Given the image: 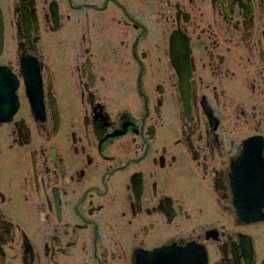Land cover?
Masks as SVG:
<instances>
[{
  "label": "flooded vegetation",
  "instance_id": "flooded-vegetation-1",
  "mask_svg": "<svg viewBox=\"0 0 264 264\" xmlns=\"http://www.w3.org/2000/svg\"><path fill=\"white\" fill-rule=\"evenodd\" d=\"M0 17V264L164 247L264 264V216L239 210L264 188L239 176L264 142V0H0Z\"/></svg>",
  "mask_w": 264,
  "mask_h": 264
},
{
  "label": "bare ground",
  "instance_id": "bare-ground-1",
  "mask_svg": "<svg viewBox=\"0 0 264 264\" xmlns=\"http://www.w3.org/2000/svg\"><path fill=\"white\" fill-rule=\"evenodd\" d=\"M0 25H1V17H0ZM0 28H1V26H0ZM181 43H183L182 40H181ZM178 44H180V42H178ZM181 45H183V44H181ZM185 50H186V52L189 51V49L186 47V49H184V50L182 49L181 51L179 50L177 53H180L182 56H185ZM174 53H176V50L174 49V46L172 45L171 46V54H172L171 56L172 57H173ZM172 59H173V62H174V60L177 59V56H175V59L174 58H172ZM178 61L179 60H177V62ZM176 66L180 67L181 63H178ZM177 69H178V73L180 74V76L182 74L181 80L183 82H188L189 83L190 76H191V70L190 69L188 70V68L186 69L184 67V65H183V67L181 69H179V68H177ZM179 70H184V71H183V73H180ZM8 96H10V94ZM250 148H251V150L253 152L254 164L250 166L249 157L246 154L244 156L241 164H240V167L241 168L244 167V166L246 167V165H247L248 166L247 168L251 169V172L247 173L246 175L243 174V173H240L241 175H239V176L242 179H248L249 183L251 185H253V179H257L259 181H260L261 178L263 179L262 173L264 174V156H263V153H264V142L262 141L261 148H259L257 145L254 146V147L252 146ZM249 194H253L252 196L256 200L255 201L253 200L251 205L243 203L242 209L239 208V210H240V220L247 221V219L251 218V217H253L255 220H260L264 216V214L261 213V211L263 210L264 188H263L262 191L260 189H250V193H248L247 195H249ZM249 216H251V217H249ZM172 248H174V247H172ZM160 250L161 251H166V252L164 254H160V255L155 254V253H153V254L152 253H147V254L143 253V254L140 255L141 260L145 264H166V254H168V251L170 250V247H164V248H161ZM175 250L180 252L181 250L184 251L185 249L183 250L182 248L181 249L180 248H176ZM191 254L193 256L194 255V251H191ZM145 258H147V259H145ZM170 258L172 259V264H189V262H193L194 264H197V261H196L197 257L196 256L195 257H191V258L188 259L186 256L183 257L182 254H179L177 256L175 253H172V256H170ZM233 260H237L236 257L233 258Z\"/></svg>",
  "mask_w": 264,
  "mask_h": 264
},
{
  "label": "water",
  "instance_id": "water-1",
  "mask_svg": "<svg viewBox=\"0 0 264 264\" xmlns=\"http://www.w3.org/2000/svg\"><path fill=\"white\" fill-rule=\"evenodd\" d=\"M182 37H180L179 39L177 38V36H175L174 38H173V46H174V49L176 50V53H174L173 54V57L172 58H174L175 59V56H177V59L176 60H174V64H175V66L178 64V63H181V66L180 67H177L176 66V69L177 68H179V69H181L182 67H183V65H184V67L187 69L188 67V65L186 64V61L184 60L185 59V56H182L180 53H177L179 50L181 51L182 49L184 50V49H186V45H184V43L185 42H183V43H181V44H183V45H181V44H178L177 45V43L178 42H180L182 39H181ZM183 41V40H182ZM185 52H186V50H185ZM177 60H179L178 62H177ZM183 61V62H182ZM177 71H178V69H177ZM183 71L184 70H179V72L180 73H183ZM181 76H182V74H181Z\"/></svg>",
  "mask_w": 264,
  "mask_h": 264
},
{
  "label": "rangeland",
  "instance_id": "rangeland-1",
  "mask_svg": "<svg viewBox=\"0 0 264 264\" xmlns=\"http://www.w3.org/2000/svg\"><path fill=\"white\" fill-rule=\"evenodd\" d=\"M184 45H187L188 46V43L186 44V42H185ZM109 73L111 74V73H113V71L112 72H109ZM109 73H107V74H109Z\"/></svg>",
  "mask_w": 264,
  "mask_h": 264
}]
</instances>
